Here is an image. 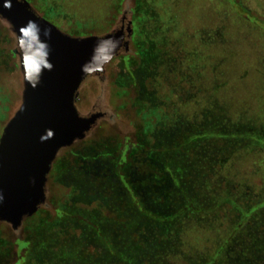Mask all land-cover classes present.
Here are the masks:
<instances>
[{
    "label": "trees",
    "instance_id": "16d2710c",
    "mask_svg": "<svg viewBox=\"0 0 264 264\" xmlns=\"http://www.w3.org/2000/svg\"><path fill=\"white\" fill-rule=\"evenodd\" d=\"M28 1L50 22L58 19L50 0ZM112 1L114 10L122 2ZM230 2L250 21L261 23L244 4ZM155 6L156 0H135L129 50L114 58L120 64L116 85L137 92L131 102L142 119L138 142L128 148L124 161L118 160V150L107 145H89L76 151L70 161L57 156L48 175L45 205L22 223L27 238L19 256L23 264H244L251 252H264L262 238H255L256 232H264V221L258 220L261 204H250L249 181L241 179L234 185L220 161L232 156V146L224 143L234 138L241 143L248 137L245 132H234L241 120H231L227 110L219 107L201 111L204 117L199 122L185 116L167 117L166 107L174 103L172 94L168 96L170 85L179 78L180 69L165 36H158L162 35L159 26L146 31L149 21L161 17ZM3 23L0 20V26ZM93 34L77 26L71 36ZM8 68L0 60V108L9 111L2 129L13 105L10 90L2 83L12 70ZM178 97L181 102L182 96ZM223 212L235 214L226 217L232 234L240 231L237 214L240 221L256 218L255 227H247L255 239L237 242L239 251L232 236L227 238L231 243L217 240L204 255L184 251L180 221ZM0 225L14 231L9 224ZM7 243L0 234V250ZM172 254L176 256L170 258Z\"/></svg>",
    "mask_w": 264,
    "mask_h": 264
},
{
    "label": "rangeland",
    "instance_id": "374dc122",
    "mask_svg": "<svg viewBox=\"0 0 264 264\" xmlns=\"http://www.w3.org/2000/svg\"><path fill=\"white\" fill-rule=\"evenodd\" d=\"M50 1L59 16L52 23L69 35L77 26L92 30L96 33L93 35L109 32L120 25L123 17L125 24L132 21L131 10L135 6V0H122L115 11L112 0ZM156 1L155 9L161 12V17L144 26L148 32L155 31L154 28L159 26L162 35L158 36H165L169 48L176 54L180 69L179 78L172 79L175 83L170 85L168 96L172 94L170 100L174 103L166 107L167 117L185 116L199 122L204 117L201 111L219 107L227 110L231 120H241L234 132H245L243 134L248 137L241 143L236 138L224 143L223 146H232V156L228 158L225 155L220 161L224 173L227 172V178L234 185L241 179L249 181L252 192H248L251 197L248 201L250 204H261L258 220L262 218L264 221V0H237L261 23L250 21L230 0ZM6 28L11 32L6 23L0 26V60L9 66L8 69L12 68L2 82L13 99L11 118L21 103L23 76L18 56L14 53L16 37ZM119 73V60L113 59L105 66L104 73L90 76L83 82L76 102L77 110L82 116L95 113L103 116L84 141L80 140L82 143L75 142L77 144L70 146L72 149L62 151L58 157L70 161L76 151L85 150L89 145H107L118 150V160H125L131 150L128 148L138 142L136 133L142 119L131 102L137 95L136 90L116 85ZM178 96H182L181 102ZM8 112L7 107L0 108V131ZM148 200L151 201L149 197ZM160 203L163 204V199ZM232 213L223 212L218 215L220 217L207 213L208 217L204 219H201L202 216H191L180 221L179 240L184 251L204 255L217 240L224 242L231 236L238 251L241 245L237 242L262 238L264 244V232H256L255 238L251 239L252 229H247L255 227L256 218L240 221L241 217L237 214L235 219L240 224V231L235 230L232 234V225L226 219L235 215ZM0 234L8 241L6 248L0 250V264H23L19 256L25 251L22 244L27 245V238L22 225L13 232L0 225ZM232 239L227 241L231 243ZM255 253L251 252L244 264H264V252Z\"/></svg>",
    "mask_w": 264,
    "mask_h": 264
},
{
    "label": "water",
    "instance_id": "95a60500",
    "mask_svg": "<svg viewBox=\"0 0 264 264\" xmlns=\"http://www.w3.org/2000/svg\"><path fill=\"white\" fill-rule=\"evenodd\" d=\"M0 20L16 37L23 76L21 103L0 134V223L16 231L47 200V181L61 150L83 140L101 113L82 116L79 89L128 52L131 21L103 34L71 36L28 0H0Z\"/></svg>",
    "mask_w": 264,
    "mask_h": 264
}]
</instances>
